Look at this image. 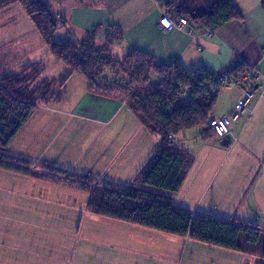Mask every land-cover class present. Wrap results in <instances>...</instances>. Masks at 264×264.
I'll return each instance as SVG.
<instances>
[{
	"label": "trees",
	"instance_id": "1",
	"mask_svg": "<svg viewBox=\"0 0 264 264\" xmlns=\"http://www.w3.org/2000/svg\"><path fill=\"white\" fill-rule=\"evenodd\" d=\"M17 3L25 9L56 61L68 68L69 75L78 73L84 77L89 83V92L94 95L105 99L119 95L140 123L159 140L154 155L135 181L177 192L184 183L185 169L191 157L175 145V137L186 129L209 126L210 113L221 88L213 93L199 87L207 82L216 87L217 72L205 67L189 71L178 62L159 63L151 53L139 49L115 58L112 47L118 41L108 35L107 41L98 45L97 31L79 42L71 37L56 39L57 31L67 26L68 20L57 15L47 0H0V12ZM161 5L179 16H186L192 26L203 28L216 29L243 18L234 0H170ZM262 6L264 8V0ZM115 29L119 41H123L122 32ZM36 65L38 63L27 65L22 75L8 74L0 78V146L10 144L41 102L49 103L51 99L59 98L56 81L43 77L44 67ZM247 67L243 64L235 67L233 76L242 74ZM152 73L158 74L159 82H151ZM181 85L192 88V98L182 97ZM0 168L80 189L89 195L88 210L99 216L188 236L201 243L234 251L261 246L263 259L258 264H264V226L259 223L195 214L178 206L170 196L142 190L136 185L121 187L89 176L52 171L3 154H0Z\"/></svg>",
	"mask_w": 264,
	"mask_h": 264
},
{
	"label": "crops",
	"instance_id": "2",
	"mask_svg": "<svg viewBox=\"0 0 264 264\" xmlns=\"http://www.w3.org/2000/svg\"><path fill=\"white\" fill-rule=\"evenodd\" d=\"M47 1L57 15L68 20L67 26L57 31L56 35L60 31L63 32L59 38L71 37L79 42L88 34L97 31L96 42L98 45H103L108 39L110 29L119 28L124 40L118 41L112 47V49L119 48V58L124 57L131 50L139 49L151 53L159 63L178 62L189 71L205 67L212 72H218L229 70L240 64L259 66L263 77L253 96L252 112L248 118L234 123L233 135L230 138L217 136L209 129V126L183 130L181 134L179 132L180 137L176 134L175 145L184 149L191 157L185 169L184 183L177 192H155L149 188V185H141L135 181V177L154 155L159 140L140 123L130 107L128 110L125 108L121 110V112L125 110L126 119L119 118L115 123L116 127H122L123 130L120 131L121 136L119 133V142L117 143L118 136L108 135V144L102 146L106 150L115 148L116 150L111 153L112 156L108 157L106 162L99 166L101 172L99 171L98 176L101 177L103 171L107 172L106 176H108L107 174L113 172L112 166L117 161L115 165L117 171L129 175L132 186L136 185L142 190L170 196L178 206H184L195 214L204 213L223 219L238 218L241 221L259 223L264 226V8L262 0H234L236 7L243 13V18L238 21H229L216 29L189 24L182 30L174 26L168 31H163L159 23L163 13L158 0ZM162 1L164 4L168 2ZM13 11L17 12L19 8L13 5L0 13V16L5 13L0 17V29L4 28L3 30L8 34L17 32L20 35V41L24 43L19 48L25 50L30 48L28 52L26 51L33 58L31 60H34L30 64L43 62V59L38 60L45 53L38 37L35 36V45L34 42L25 41L22 38L26 34L24 29L30 30L32 23L28 24L27 20L19 21ZM35 31L34 33H37V30ZM77 36L78 39H75ZM38 50L41 51L40 54ZM43 75L45 77L44 72ZM159 81L160 79L155 82ZM226 88L231 91L229 101L222 95ZM240 93V88L235 84L222 87L210 118L230 115L234 111ZM122 103H124L123 99ZM116 107L118 105L112 107L107 104L98 107L96 111L100 116L107 112L114 113ZM115 126L108 125V128H116ZM233 136L237 137V140H234ZM121 157L124 161L120 160ZM120 161L121 164H119ZM78 175L95 179L93 174ZM60 191L68 196L74 194V191L70 193L68 189L62 188ZM87 211L95 217V222L101 219H112L103 215L99 217L90 210ZM109 222L114 221L109 220ZM126 223L128 227L134 229V244L132 242L129 244L127 236L124 240L126 243L130 246L134 245L137 251H140L138 248L140 243L144 252L152 251L157 256L162 255L160 264H169L168 262L173 261L171 259L166 261L165 251L159 250L158 246L169 241L176 244L180 242L178 238L180 236L147 226L133 225L127 221ZM182 238L181 241H183ZM195 242L201 243L186 236L182 244L184 246L190 244L194 248L201 247ZM162 249L166 248L162 247ZM186 249L180 261L185 259ZM244 250H228L227 253L223 252L226 254L223 256L229 257L228 264H231V256H236L237 264H258L263 259L261 246L248 247ZM192 254L195 255H192L191 260L197 264H218L219 262L206 257L209 256L207 253L196 255L194 249ZM113 261L116 264L118 259L114 256ZM223 264H226V261Z\"/></svg>",
	"mask_w": 264,
	"mask_h": 264
},
{
	"label": "rangeland",
	"instance_id": "3",
	"mask_svg": "<svg viewBox=\"0 0 264 264\" xmlns=\"http://www.w3.org/2000/svg\"><path fill=\"white\" fill-rule=\"evenodd\" d=\"M15 7L19 8V11H13L16 19L22 22L27 20L31 24L25 9L19 3ZM163 9L166 6L161 5V10ZM3 29H0V78L8 74L22 75L27 65L34 61L27 53L30 48H19L24 43L20 41V35L17 32L8 34ZM25 32V36H22L25 41L34 42L35 45L37 36L42 43L45 53L38 60L44 61L38 62L36 66H43L45 77L56 81V90L60 95L49 103L41 102L39 109L10 144L0 146V154L45 166L52 171L55 169L82 175L93 174L96 180L131 186L130 176L117 171V161L112 166L113 172L108 176L104 171L101 177L98 176L99 166L116 150H106L102 146L108 144V135L118 136L117 143L119 142L122 134L120 131L123 130L122 127H116L115 123L119 118L126 119L124 113L129 106L122 103L119 95L105 99L90 93L88 81L78 73L69 75L68 68L56 61L38 32L34 33L36 31L33 26L30 30L24 29ZM62 33L60 31L56 39ZM109 37L119 41L116 29L110 31ZM112 50L115 58H119V48ZM38 51L40 54L41 51ZM159 79L158 74H151V82ZM230 94L231 91L226 88L222 95L229 101ZM107 104L118 107L114 113L107 112L99 116L96 109ZM108 125L116 128H108ZM62 188L68 189L70 193L74 191V194L68 196L60 191ZM149 188L155 192H165L157 187ZM88 198L89 195L82 190H72L71 187L55 182L0 168V264H114V256L118 259L116 264L161 263L162 255L157 256L152 251L144 252L140 243V251L134 245H129L131 242L134 244V229L128 227L126 221L112 217L95 222V217L87 211ZM120 223L126 225H119ZM126 236L129 244L124 241ZM178 238L180 242L176 244L169 241L158 246L159 250L165 251L166 261L173 260L169 264H197L191 260L192 255H195L192 254L193 249L196 255L207 253L209 256L206 257L212 261L216 260L221 264L226 261L228 264L229 257L223 256V252L230 249L224 250L204 242H195L201 246L198 248L191 247L190 244L184 246V236ZM185 249V259L180 261ZM231 257V264H237L236 256Z\"/></svg>",
	"mask_w": 264,
	"mask_h": 264
},
{
	"label": "built area",
	"instance_id": "4",
	"mask_svg": "<svg viewBox=\"0 0 264 264\" xmlns=\"http://www.w3.org/2000/svg\"><path fill=\"white\" fill-rule=\"evenodd\" d=\"M162 3V0H159ZM179 8H176L178 11ZM163 16L159 23L161 24L163 31H168L172 27L176 26L179 30H182L189 25L188 18L186 16H179L174 11H170L167 7L162 10ZM233 68L229 70L218 71L215 77V84L203 83L200 85V89L203 91L209 90L210 92H215L218 88L229 86V84H235L240 88L241 93L236 103L234 111L230 115H219L213 116L209 119V128L214 131L217 135L223 138H230L233 135V125L235 122L241 121L242 119L248 118L251 114V105L253 102V96L257 86L260 84L263 75L257 64H251L247 67V70L238 76H233ZM182 90L181 95L183 98H192V88L188 85H181ZM234 140L237 137L233 136Z\"/></svg>",
	"mask_w": 264,
	"mask_h": 264
},
{
	"label": "bare ground",
	"instance_id": "5",
	"mask_svg": "<svg viewBox=\"0 0 264 264\" xmlns=\"http://www.w3.org/2000/svg\"><path fill=\"white\" fill-rule=\"evenodd\" d=\"M219 136V135H218ZM219 137H221V136H219Z\"/></svg>",
	"mask_w": 264,
	"mask_h": 264
}]
</instances>
